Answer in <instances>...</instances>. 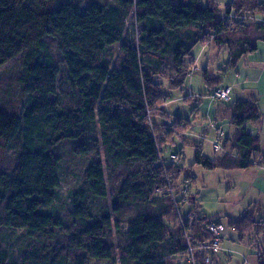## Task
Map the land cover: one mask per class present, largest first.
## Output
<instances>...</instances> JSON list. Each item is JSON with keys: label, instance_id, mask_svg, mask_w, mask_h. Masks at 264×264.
I'll list each match as a JSON object with an SVG mask.
<instances>
[{"label": "trees", "instance_id": "1", "mask_svg": "<svg viewBox=\"0 0 264 264\" xmlns=\"http://www.w3.org/2000/svg\"><path fill=\"white\" fill-rule=\"evenodd\" d=\"M206 43L228 53L223 70L201 71L212 98L264 43V1L231 0L221 12L215 0H0V68L12 60L19 68L17 105L0 106V154L10 158L0 160V264H175L189 246L211 240L210 224H221L212 264L228 230L246 237L238 227L256 223L250 216L227 226L207 221L183 152L168 164L161 154L176 137L183 148L192 144L193 165L254 167L260 141L246 125L261 118L257 102L232 103V134L216 137L214 151L223 154L213 160L186 135L188 119L153 122L167 118L164 104L192 73V50ZM67 145L79 166L63 193ZM186 202L194 210L184 221ZM174 213L175 228L167 221ZM193 260L205 264L197 249Z\"/></svg>", "mask_w": 264, "mask_h": 264}, {"label": "rangeland", "instance_id": "2", "mask_svg": "<svg viewBox=\"0 0 264 264\" xmlns=\"http://www.w3.org/2000/svg\"><path fill=\"white\" fill-rule=\"evenodd\" d=\"M231 0H215L219 9L223 12L224 5ZM264 1V0H260ZM203 6L205 3L202 4ZM134 16L132 15L128 20L129 28L132 30L135 28ZM118 45L112 47L113 61L118 54ZM255 58H263L264 51H257ZM222 55L215 56L216 65L222 60ZM17 61L12 60L3 67L0 68V106L6 104L14 107L17 105L19 93L15 83L16 76L19 68ZM216 66L215 69H217ZM214 71V69H213ZM198 76V81L201 79L198 73H194V77ZM196 81H194L195 90L192 91V99L185 104L188 107V111L183 114L181 111L176 112V105L169 106L170 114L174 116L183 115L190 121V129L195 134V138H190L197 142L202 135H210V121L213 118V112L220 106H228L233 102H219L208 96L207 89L201 85L202 92L199 94L197 90ZM188 94V89L185 87L181 92H173L171 99H175L176 94ZM198 92V93H197ZM185 97V95H183ZM166 104V103H165ZM164 104V105H165ZM173 108V109H171ZM183 111V108L181 107ZM179 113V114H178ZM171 117V116H170ZM173 122V119H171ZM264 120V119H263ZM153 122L156 124L166 123L170 125L171 122H167V119L160 117L153 118ZM219 125V124H218ZM254 125H250L252 128ZM155 127V126H154ZM156 129V127H155ZM155 131V130H154ZM190 131V132H191ZM191 132V133H192ZM157 134V132H155ZM155 134V135H156ZM158 137V135H156ZM189 137V136H188ZM209 140V138H207ZM260 144V153L255 156L256 165L246 170H206L201 166L193 165L194 161V148L192 144H185L183 149V162L182 164L186 168H191L193 177L195 178L194 190L196 191L195 202L199 209L197 212L207 221H221L226 226L230 223L237 222L240 218L250 216L256 223L249 222V218L245 219V226L238 227L239 229H245L244 239L239 240V234L228 230L222 244V252L218 254V260L216 264H257L258 254L261 248L264 246V234L260 233L264 227V138ZM183 143L176 137L173 139L172 144L166 145L162 149L161 157L165 164L170 162L171 156H175L181 152ZM70 147H66L60 150L62 154L61 167L67 170L66 180L61 183V190L65 193L71 186V173L76 172V168L79 166L78 161L70 153ZM221 152V151H220ZM218 153L217 155H219ZM0 160L7 162L10 158L4 157L0 154ZM182 165V166H183ZM111 194V192H109ZM180 193L176 192V199L180 200ZM194 207L191 203H180L179 213L180 217L187 221L189 214ZM174 213L173 216L167 218L168 223L173 227H179L180 221ZM177 260L183 261L184 264H190L188 255L178 257ZM105 260L92 261L91 264H106Z\"/></svg>", "mask_w": 264, "mask_h": 264}, {"label": "crops", "instance_id": "3", "mask_svg": "<svg viewBox=\"0 0 264 264\" xmlns=\"http://www.w3.org/2000/svg\"><path fill=\"white\" fill-rule=\"evenodd\" d=\"M256 18L258 19V17ZM260 18L262 17L260 16L259 20ZM257 51L259 52L264 51V43H259ZM256 52L245 56L240 61L239 65L236 67L234 71L226 74L225 77L223 78L221 87H231L229 102L231 101L234 102L236 100H253L257 102L261 114V118L258 122L248 123L246 127L251 134L259 138L261 144L262 140L260 138H264V120H263L264 119V57L255 58L257 55ZM191 54L193 57L192 73L188 77L185 86L188 89L189 95L183 94L182 92V94L181 93L176 94V96L174 97L175 99L166 102V104L163 106V109L165 113H167V118H165L167 119V122H171L172 121L171 119H173L174 117V115H171L169 113L170 105L172 104L176 105L175 108V110H177L176 112L181 111V113L185 114L188 111V107L185 106V104L189 102L190 99H192L193 97L192 91L196 89V87L194 86V81L197 82L196 85L199 94L202 92L203 88H201V85L203 87L204 83L202 81L201 71L206 69L209 73L216 74L220 70H223L226 67L228 61L227 51L225 49L219 50L211 43L197 45L192 50ZM216 55H222L221 56L222 60L217 65L215 63ZM216 66H218L217 69H215ZM194 73L199 74L201 78L199 81H198V76L194 77ZM212 90L213 89H207V93L209 97ZM183 95H185V97H183ZM231 105L220 106L217 108L215 112H213V118L211 119L210 124H214V129H212L210 126L209 127L210 132H208L210 135L206 137L201 134L202 137L200 138V140L195 142L201 145L202 153L204 157L207 159L213 160L214 158L221 156L223 154L222 151L221 152L214 151V142L216 140V137L219 136L220 132L222 134L219 137L220 138L222 137V139L230 138L232 134V128L229 125V118H230L229 108ZM181 107L183 108V111L181 110ZM177 117H182L184 119H187V117H184L183 115H178ZM162 124H166V123H162ZM250 125H254V126L250 128ZM216 130L219 132L216 133ZM190 131L188 130L186 132V135L189 136V139L195 138V134H193L192 131L191 133ZM207 138H209V140ZM192 139H190V141L193 143L194 140ZM220 144L222 147L223 144L222 143ZM183 149L184 148L182 147L181 152H183ZM218 153L220 154L217 155ZM222 244H221V249H222ZM217 260H218V255L214 257L212 264H216ZM175 264H184V262L176 259Z\"/></svg>", "mask_w": 264, "mask_h": 264}, {"label": "built area", "instance_id": "4", "mask_svg": "<svg viewBox=\"0 0 264 264\" xmlns=\"http://www.w3.org/2000/svg\"><path fill=\"white\" fill-rule=\"evenodd\" d=\"M230 92V87L217 88L214 90L212 98L219 102H227L230 99ZM221 134L222 133L220 132L219 136ZM217 149V144H214V150ZM171 159H173V157H171ZM208 231L212 236L211 240L206 242H199L194 246H189L187 255L191 264H194L193 254L195 249L204 254L205 264H209L211 261V256L217 254L220 251L221 235L224 234L225 231L224 226L221 224H210L208 226Z\"/></svg>", "mask_w": 264, "mask_h": 264}]
</instances>
